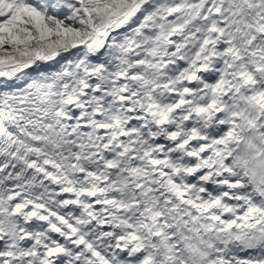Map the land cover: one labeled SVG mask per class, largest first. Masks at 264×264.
I'll list each match as a JSON object with an SVG mask.
<instances>
[{
	"label": "snow or ice",
	"instance_id": "obj_1",
	"mask_svg": "<svg viewBox=\"0 0 264 264\" xmlns=\"http://www.w3.org/2000/svg\"><path fill=\"white\" fill-rule=\"evenodd\" d=\"M0 264H264V0H0Z\"/></svg>",
	"mask_w": 264,
	"mask_h": 264
}]
</instances>
